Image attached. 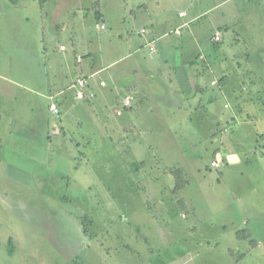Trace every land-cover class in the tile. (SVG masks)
<instances>
[{
	"label": "rangeland",
	"instance_id": "1",
	"mask_svg": "<svg viewBox=\"0 0 264 264\" xmlns=\"http://www.w3.org/2000/svg\"><path fill=\"white\" fill-rule=\"evenodd\" d=\"M52 1L0 0V94L9 96L0 98V264H264V0L224 6L147 0L155 25L166 17L168 29L181 11L189 20L205 13L193 25L212 72L203 75L204 99L185 100L189 91L174 99L181 102L180 115L191 119L174 127L179 145L162 147L166 125L155 122L141 148L130 142L134 152L123 148L122 131L112 132L119 123L100 125L86 103L65 105L85 123L65 118L68 131L60 133L62 115L50 112L45 96L48 53L41 35ZM97 4L103 20L93 24L107 23V30L95 36L125 27L111 0ZM223 20L230 31L216 42ZM138 28L124 47L140 48ZM97 45L108 71L125 66L111 65L121 56L111 55L108 41ZM141 50V56L149 53ZM220 64L228 66L230 83L224 97H215ZM156 89L160 98L166 94ZM213 96L212 109L222 120L220 133L210 138L216 124L203 115V101ZM229 115L231 124L223 119ZM177 170L186 185L175 192Z\"/></svg>",
	"mask_w": 264,
	"mask_h": 264
},
{
	"label": "crops",
	"instance_id": "2",
	"mask_svg": "<svg viewBox=\"0 0 264 264\" xmlns=\"http://www.w3.org/2000/svg\"><path fill=\"white\" fill-rule=\"evenodd\" d=\"M215 1L217 6H224L226 3L235 4L237 0ZM43 2L46 3L47 0H43ZM97 2L98 0H88L86 3L83 0H54L50 4L51 6L45 10L47 18L41 23L43 24L41 25L43 26L41 27L42 42L45 45V51L48 53L49 77H47L48 90L45 89V96H48L50 102L49 109L53 102L60 109V115H62L60 117V133L68 131L65 128V118H72L76 125L85 123L81 118L83 114H71L69 107L65 105L86 103L90 106L85 105V107H88L89 111L92 110L94 117L100 121V125L114 122L121 124L120 127H118L119 124L112 125V132L122 131L121 139L129 143L138 142L139 144H135L139 148L142 146L143 135L151 133L150 129L154 128L155 122L166 125L165 136L162 135L160 138L163 142L162 147H165L167 143L178 146V143L173 142L174 133H176L174 130L182 122L190 119V116L180 115L181 102H175L174 99L180 100L182 96L188 94V91L189 94L185 97L186 99L184 98L185 100L188 98L196 99L199 95L203 97L205 93H209L208 90V92L204 91L207 87L203 75L205 71L212 72V66L205 53L201 36L197 35L193 25L194 21L202 18L205 13L189 20L188 14L181 11L172 21L171 29H168L170 20L166 17L161 19L160 24L155 25L150 18L147 0H111V10L119 14L120 22H118L125 27L120 31L111 30V33L103 37L102 35H94L95 30H107V23L96 24V27L93 24L94 19L100 21L103 18L99 8L101 6ZM59 3H61L60 8L58 7ZM62 3L65 7L62 6ZM181 13H185V16L181 17ZM64 19L66 20L64 21ZM135 25L140 26L136 32L142 38V40H138L137 44L141 49L148 48L149 53L146 55H140L142 51L140 48L132 49L121 44V42L128 44L133 42L134 38L131 32L136 27ZM229 27L231 24H227V21L223 20L217 26L215 36L220 34L222 37L224 31H230L227 30ZM143 29L147 30L145 36L141 35ZM178 31L180 33H177ZM198 32L200 31L198 30ZM110 34L111 36H109ZM215 36L214 40L216 41ZM102 40L108 41L109 46L112 45L111 55L121 56L111 65L124 61V67L117 71H108L106 67H103L101 58L98 60L101 56L98 52L100 47L97 45ZM63 42H68L71 47L67 49ZM115 43L117 46L114 45ZM233 43L232 41L231 45ZM151 47H154L153 51ZM134 56H137L134 61L125 64ZM232 56L237 58L235 55ZM219 70L222 77L220 89L215 92V97H224L226 94L225 86L230 83L227 76L228 66L220 64ZM79 79L87 81V87L84 89L85 96L81 100L76 98L75 91V84ZM15 85L25 88L19 83ZM158 85L166 92L162 98L157 95L160 93L156 89ZM211 85L215 86L216 81L211 80ZM3 97L9 98L8 94L2 95L1 93L0 98L3 99ZM215 97L203 101V110H205L203 115L208 114L209 118L214 119L213 122L216 124L210 138L220 133L217 132L219 130L217 127H220L222 120V118L217 117L215 110L212 109V104L216 101ZM126 98H130V106L125 105ZM228 104L223 98L224 109L226 106L229 107ZM220 106L222 105L220 104ZM125 115L127 117L124 120H117ZM1 118L2 115L0 114V120ZM233 118V115H229L223 119L225 123L231 124L234 121ZM178 129L180 128L176 130ZM134 131L137 134H134ZM260 135L262 136V134ZM50 138L51 135L48 136V139ZM167 138H170L172 142L166 141ZM126 141L123 148L126 147L129 151L134 152V144L132 146ZM78 145L80 146V143ZM162 147L160 146V150Z\"/></svg>",
	"mask_w": 264,
	"mask_h": 264
},
{
	"label": "built area",
	"instance_id": "3",
	"mask_svg": "<svg viewBox=\"0 0 264 264\" xmlns=\"http://www.w3.org/2000/svg\"><path fill=\"white\" fill-rule=\"evenodd\" d=\"M180 16L181 17H184L185 16V13H181ZM177 33H180V32L178 31ZM144 34H146V30H142L141 31V35H144ZM215 39H216V41L219 42L221 40L220 34H217L215 36ZM151 50L153 51L154 50V47H151ZM213 84H215V82H213ZM86 87H87V81L86 80H84V79L77 80V82L75 84V91H76V98L77 99H80V100L81 99H84V96H85L84 95V89ZM51 100H54V98H51ZM125 105L126 106H130L131 105L130 98H126ZM226 107H228V106H226ZM50 111L53 114H56V115H59L60 114V109H59V107H58V105L56 103H52L51 104ZM211 166L214 167V168H219L220 167V163L217 162V161H213L212 164H211Z\"/></svg>",
	"mask_w": 264,
	"mask_h": 264
},
{
	"label": "trees",
	"instance_id": "4",
	"mask_svg": "<svg viewBox=\"0 0 264 264\" xmlns=\"http://www.w3.org/2000/svg\"><path fill=\"white\" fill-rule=\"evenodd\" d=\"M263 137V136H262ZM173 176L175 179V192H177L178 190H181L185 185H186V177L184 175V173L180 170L174 171L173 172ZM87 229L84 225L83 227V233L85 235H87Z\"/></svg>",
	"mask_w": 264,
	"mask_h": 264
}]
</instances>
